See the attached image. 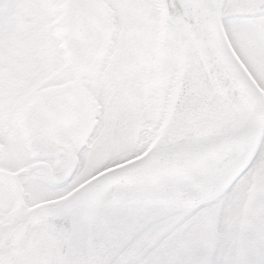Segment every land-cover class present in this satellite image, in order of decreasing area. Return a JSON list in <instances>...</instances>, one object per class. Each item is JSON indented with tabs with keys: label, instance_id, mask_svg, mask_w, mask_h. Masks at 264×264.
Returning <instances> with one entry per match:
<instances>
[{
	"label": "snow or ice",
	"instance_id": "snow-or-ice-1",
	"mask_svg": "<svg viewBox=\"0 0 264 264\" xmlns=\"http://www.w3.org/2000/svg\"><path fill=\"white\" fill-rule=\"evenodd\" d=\"M0 264H264V0H0Z\"/></svg>",
	"mask_w": 264,
	"mask_h": 264
}]
</instances>
